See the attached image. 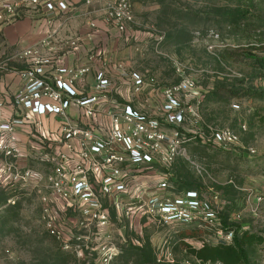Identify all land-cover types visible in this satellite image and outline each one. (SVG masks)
<instances>
[{"label":"built area","instance_id":"1","mask_svg":"<svg viewBox=\"0 0 264 264\" xmlns=\"http://www.w3.org/2000/svg\"><path fill=\"white\" fill-rule=\"evenodd\" d=\"M27 5L51 23L56 18L54 10L64 12L71 3L0 0V20ZM133 23L127 0H114L104 12L108 30L124 34ZM88 26L97 31L94 23ZM145 34L156 45L163 41V36ZM55 35L50 33L42 44L53 49ZM89 43V38L68 40L71 51ZM104 55L100 49L99 56ZM13 60L29 61L31 67L18 72L10 65ZM52 65L50 58L38 57L32 50L0 58V75L13 73L22 80L11 96L0 92V120L7 100L14 110L11 118L0 121V187L37 196L44 229L62 250L96 251L99 264H112L128 244L126 232L141 219L192 228L217 244L233 242L235 228L223 226L220 220L219 192L212 187L176 192L169 184L170 170L178 159L187 158L189 146L200 142L230 153V147L239 142L230 128L201 127L199 101L194 96L199 81L190 68L175 63L178 81L163 86L148 71L141 74L117 66L131 102L150 109L142 113L111 95L114 84L107 67L95 73L88 90L80 92L89 67L66 68L63 62L55 61L57 75L50 79L46 68ZM144 93L149 95L141 100ZM108 102L110 110L104 112L102 107ZM232 108L240 109L236 103ZM72 109L81 117L74 119ZM46 116L59 119L56 130L45 127ZM241 128L247 130L244 124ZM19 132L30 136L26 154L20 150ZM248 153L254 155L255 151L249 149ZM28 162L41 164L47 171L32 170ZM260 189L246 192L248 209L254 216L264 214V177ZM8 203L14 204V198ZM61 218L72 226L67 229L59 224ZM238 219L234 216L228 223Z\"/></svg>","mask_w":264,"mask_h":264},{"label":"rangeland","instance_id":"2","mask_svg":"<svg viewBox=\"0 0 264 264\" xmlns=\"http://www.w3.org/2000/svg\"><path fill=\"white\" fill-rule=\"evenodd\" d=\"M127 1L134 16L131 31L163 36L159 45L150 39L144 46L131 45V67L168 86L178 81L175 63L187 66L199 81L193 95L199 101L201 127L230 128L239 137L229 155L189 146L187 158L178 159L170 170V186L176 192L197 185L219 192L225 223L238 236L254 238L253 245L242 246L244 264H264V243H256V238L264 239V214L254 216L246 200L247 190L261 191L264 177V0ZM247 90L262 97L250 99ZM234 103L239 110L232 108ZM10 198L14 204L8 203ZM40 212L34 193L0 187V264H99L96 251L62 250L44 229ZM237 215L238 220L228 223ZM58 221L67 229L72 226L66 218ZM128 230V246L112 264H202L187 254L185 245H218L195 229L145 219ZM113 238L117 242L116 232Z\"/></svg>","mask_w":264,"mask_h":264},{"label":"crops","instance_id":"3","mask_svg":"<svg viewBox=\"0 0 264 264\" xmlns=\"http://www.w3.org/2000/svg\"><path fill=\"white\" fill-rule=\"evenodd\" d=\"M48 1L57 4L60 0ZM68 1L71 5L64 12L54 10L56 18L51 23L30 5L22 6L13 15H7L0 20V58L12 57L15 53L25 50L36 51L38 57L52 60L53 65L46 68L50 79L57 75L54 67L55 61L63 62L66 68L89 67L90 72L84 77L82 85L78 89L80 92L88 90L94 84L95 73L102 70L103 67H107V74L114 84L111 95H114L121 104L130 105L142 113L150 112L149 108L141 105L138 101L131 102L129 93L124 88L115 69L117 66H122L129 71L140 72L130 65L131 45L144 46L149 41L147 35L141 32H133L129 28L124 34L106 29L104 12L114 0ZM91 22L96 25V32L89 28L88 24ZM52 32H56L55 47L49 49L42 43ZM77 37L89 38L90 43L78 51H71L68 40ZM100 49L105 53L103 58L99 56ZM102 60L105 61L104 65ZM14 63L20 66L14 68ZM10 65L18 72L31 67L29 61L21 60H13ZM21 84L22 80L16 74L0 75V92L4 95L11 96ZM148 95L144 93L141 100L147 98ZM110 106L111 103L108 102L102 107V110L108 111ZM13 114L14 110L7 100V107L4 109L3 119L0 121L11 118ZM71 116L74 119L81 117L75 109L71 110ZM43 123L48 130L54 131L59 126V119L54 116H46L43 118ZM18 135L21 140L20 150L26 154L30 136L23 132H19ZM27 166L32 170L47 171L44 166L35 162H28Z\"/></svg>","mask_w":264,"mask_h":264},{"label":"trees","instance_id":"4","mask_svg":"<svg viewBox=\"0 0 264 264\" xmlns=\"http://www.w3.org/2000/svg\"><path fill=\"white\" fill-rule=\"evenodd\" d=\"M233 93L234 95L236 94L235 92ZM245 95L250 99H259L262 97V93L256 90H247L245 91ZM193 145H199L205 148L207 147L201 144L200 142H198L197 144H193ZM218 151L225 153L227 155L230 154L228 152H224L221 150H218ZM200 187H201L200 185H197L194 187L183 188L178 191L187 190V189H198ZM220 220L223 226L227 225V223H225L226 221L222 217V214L220 215ZM253 240L254 238L251 236H247L246 234L238 236V234L236 233L233 239V242L228 245L218 244L217 246H210L207 244H203L202 247L199 249L193 248L189 245H185V248H186V252L188 255L192 256L193 258H195L197 261H199L202 264L215 263V262H219L221 264H244L247 261V255L244 249L242 248V246L253 245ZM256 243L257 244L264 243V239L256 238ZM127 246H125L123 250ZM123 250H122V253H123ZM136 251L138 252V255H141L140 254L141 250L136 248Z\"/></svg>","mask_w":264,"mask_h":264}]
</instances>
